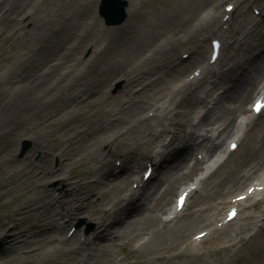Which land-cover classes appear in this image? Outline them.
<instances>
[{
  "label": "bare ground",
  "instance_id": "1",
  "mask_svg": "<svg viewBox=\"0 0 264 264\" xmlns=\"http://www.w3.org/2000/svg\"><path fill=\"white\" fill-rule=\"evenodd\" d=\"M96 2L0 0V203L13 209L0 210V264H233L248 247L264 264V117L246 121L239 154L185 185L259 91L264 18L248 9L264 0H127L116 26ZM25 136L16 159L10 143ZM179 190L190 210L163 218ZM225 207L243 220L231 226ZM85 213L93 231H69Z\"/></svg>",
  "mask_w": 264,
  "mask_h": 264
},
{
  "label": "rangeland",
  "instance_id": "2",
  "mask_svg": "<svg viewBox=\"0 0 264 264\" xmlns=\"http://www.w3.org/2000/svg\"><path fill=\"white\" fill-rule=\"evenodd\" d=\"M100 1L101 0H97L96 2V5H95V13L97 14V16L101 19L100 21L104 24V25H110V24H107L105 21H104V18L100 15L99 13V4H100ZM126 1V5L125 7L127 6V0ZM225 3H228V2H224ZM225 7L227 9H232L233 8V3H228L227 5H225ZM248 16L251 17V16H257L258 18H264V9H261L257 4H252L250 6V8L248 9ZM126 17V16H125ZM124 17V19H125ZM27 18V17H26ZM26 18H24V21L26 20ZM122 20L121 22H118V23H113L111 25H119V24H122L125 20ZM23 21V22H24ZM26 27L29 26V23L28 21L26 20L25 22V25ZM215 34L211 35L209 37V41L207 40V44H209V51H208V54L209 56L210 55V39L214 36ZM13 46L15 47L16 45L14 43H11L9 45L6 46L5 50L6 52L9 51V47L10 46ZM230 52H233V50L230 49ZM157 74H155L154 76H156ZM229 84V83H228ZM228 84H225V86H227ZM122 81L121 79H118V78H115L113 80V85H111V88H110V91H111V94L112 95H119V94H122L121 90H122ZM259 91L257 93L256 96H261L264 94V75L262 76L261 78V81L259 83ZM223 90L222 88H219V90L217 91H221ZM255 96V97H256ZM250 98L248 100L245 101V112H242V111H238L237 114H236V119H235V122H234V125L231 127V131L230 133L224 135L223 138H218V137H215L212 142L214 143H219L218 144V147L216 148V150L210 154L209 156L206 157L205 161L201 164V169H199L196 173L192 174L191 177L189 179H187L185 185L187 186V189H189L190 187H197L199 185V179L204 176L206 173H209L210 171H212L213 169H215L220 160H222L224 157H226L230 152H234V154H239L241 152V144L238 143L237 147L235 149H230V141L232 139H235L237 137H242L244 136L247 131L249 130V127L246 126V121L253 117V116H257L260 114V116L262 115L264 117V109L259 113V114H253L252 113V110H251V104H252V101L253 99L255 98ZM201 112H203L205 109L204 108H201L200 109ZM214 131V130H213ZM60 135V133L58 134V136ZM208 144H210V142H208ZM32 147V143H31V140L28 138V137H21L20 139L18 138H15V141L11 142L10 143V148L11 150H14V154H15V157L16 159H21L25 154L26 152H28ZM205 150L202 152V154H204ZM32 158H35V156H33ZM59 162V158L56 156V157H52L51 158V164L52 165H57ZM121 162V159H114V163H115V166H118L119 163ZM151 167V166H150ZM68 172H77L79 169H80V165L75 163L73 165H69L67 167ZM143 171H144V166L141 168L140 170V176H142L143 174ZM67 172V173H68ZM264 179V177H263ZM60 178L58 176H55V177H51L50 180H49V184H50V188H53V189H56L58 192L63 190L64 188L67 189V186L68 184L67 183H63V182H60ZM264 184V183H263ZM1 192V190H0ZM180 192V190L178 191ZM177 192V193H178ZM173 196V199L170 203V208L162 214V217L163 218H168V217H171L172 216V211H174L175 209L176 210H180L181 212H187L188 210H190L191 208V202L193 200V196L192 197H188V199L186 200L187 202L184 204V206H182L181 209H178L176 208V194ZM10 201V196L7 197L5 200H3L1 203H0V210L2 209H7V213L9 215H11L13 209L11 207H7L8 203ZM246 204L248 205V207L246 209H242V212L243 214L247 211H253V206H252V201L251 199H249ZM263 205H264V202H263ZM6 206V208H5ZM228 207H225L223 208V219H228V220H232V219H229L228 216H226V211H227ZM237 216V217H236ZM30 217L31 219H35V216L34 215H30L28 216ZM236 219L235 220H232V223L234 224H231V226H235L236 224L240 223L243 219L242 217L239 216V214L235 215ZM235 221V222H234ZM94 224L95 222L93 220H91L90 218H88L87 214H80V215H77L75 218L72 219V222H71V225L69 227V231H72V230H75L76 229H79V231L81 233H89V232H92L93 229H94ZM203 231H197V235H201ZM66 234V233H65ZM71 242V241H69ZM73 243V242H72ZM205 245L207 244V241L204 242ZM132 244L133 243H125L121 248L119 246H116L115 247V250H116V253L118 254V257H120L121 255H127L129 254L130 252H133L131 251V247H132ZM22 250V249H21ZM16 255H18V253H15ZM262 255L263 253H259L258 254V251L255 247H248L246 249H243L242 251L236 253L232 259V262L233 264H261V261L262 260Z\"/></svg>",
  "mask_w": 264,
  "mask_h": 264
},
{
  "label": "water",
  "instance_id": "3",
  "mask_svg": "<svg viewBox=\"0 0 264 264\" xmlns=\"http://www.w3.org/2000/svg\"><path fill=\"white\" fill-rule=\"evenodd\" d=\"M125 0H101L99 13L107 24L121 22L125 14Z\"/></svg>",
  "mask_w": 264,
  "mask_h": 264
},
{
  "label": "snow or ice",
  "instance_id": "4",
  "mask_svg": "<svg viewBox=\"0 0 264 264\" xmlns=\"http://www.w3.org/2000/svg\"><path fill=\"white\" fill-rule=\"evenodd\" d=\"M262 108H264V104H261L260 102H257V103L255 104L254 108H253V111L259 112V111H261ZM232 147L235 148L236 145L233 144ZM250 191H251V190H250ZM239 198H240V199H243V197H239ZM183 199H184V197L181 196V197H180V200L178 201V204H181V205H182V203H183ZM234 215H235L234 212H233V213H230V215H229V219H232ZM197 238H199V237H197Z\"/></svg>",
  "mask_w": 264,
  "mask_h": 264
}]
</instances>
